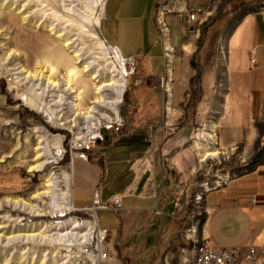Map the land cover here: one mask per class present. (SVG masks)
<instances>
[{"label": "rangeland", "instance_id": "1", "mask_svg": "<svg viewBox=\"0 0 264 264\" xmlns=\"http://www.w3.org/2000/svg\"><path fill=\"white\" fill-rule=\"evenodd\" d=\"M104 1L0 0V201L6 197L31 198L33 192L42 189L43 178L46 175H51L56 182L57 193L71 190L72 195L73 188L72 205L73 200L77 205L87 201V195H85L80 180V159L83 158L75 156V150L72 149V141L76 135H79L76 131L83 124L80 121V124L71 129V125L62 124L63 121L58 119L61 115L68 114L66 102L71 96L66 94L67 98L53 105L51 93L45 92L38 100L44 106L39 108L34 105L25 95L31 93L35 98V90H30L28 85L21 84L22 81L15 78L13 66L16 61L11 60L6 63L1 59L5 50V46L1 44L5 42L7 48L17 50L18 60L26 68L31 69L36 61L42 60L44 55L62 50L61 40L56 39L48 29V26L52 25L55 28L54 31L61 30L71 41L73 39L72 43L82 49L84 60L95 59L101 66L100 72L104 75L109 61L114 62L117 67L123 64L120 57H115L113 53L105 55L101 48H98L97 38L107 43L101 35L100 27L104 13L101 6ZM167 1H162L158 8H161ZM20 8H22V13L29 14L26 21H23L22 14L17 12ZM256 11L264 14V0H251V3L246 2L239 10L231 13L222 12L221 8H218L199 23V32H195L197 33V45L201 49L203 41L208 40L201 52L203 61L200 64L199 73L213 71L214 76H211V82L215 84L214 90L211 93L200 95L201 76H196L191 80L197 85L196 90L193 93L182 95L181 106L174 110L171 118L167 116L168 102L165 101L160 78L153 82L149 81L143 76L139 65L134 61H124L125 87L127 88L117 106L118 113L116 115L111 113L113 118L111 122H116L114 126L117 129L111 128L105 132L100 129L102 138L94 150L87 154V159L83 160L92 164V159L96 156L103 157L102 153L106 152L108 145L121 143V141L123 144L119 147L121 150L119 152H128L129 143L123 139L127 138L130 132L135 131L147 138L149 147L142 160L137 161L136 166L139 170L145 167L144 163L163 165L170 172L173 184L176 183L180 188L187 185L188 190L184 198L188 197L189 202L191 195L199 189V184L202 183V186L206 188L241 173L259 143L264 141V136L258 146H254L253 152H250V149L244 158V149L242 151L235 147L226 149L216 140V147L220 153L217 156L206 157L202 161L199 160L200 149L194 146L193 141L205 142L199 137L203 131L202 128L211 121H216L218 124L228 115L230 110V102L226 94L228 91L226 84L228 37L243 17L251 16ZM96 18L98 23L95 22ZM167 25L171 26L168 23ZM200 32L203 33L201 37H199ZM175 54L176 48L174 47ZM58 66L59 70H63V65L58 64ZM88 101L83 98L79 104L86 107ZM47 106L55 109L53 117L45 111L44 108ZM107 112L110 114V111L107 110ZM96 116L90 117L91 120H96ZM65 118H70V115ZM77 118L81 117L77 116L75 122L73 120L70 122L75 124ZM107 121L109 120H103L101 125L106 124ZM256 124L257 127L264 128V113ZM39 139H42L40 143L44 151L42 160L45 161L42 171L31 169L36 156L34 148L39 145ZM224 150L225 154H222ZM192 168L195 170L191 171ZM109 182L105 178L103 183L105 191L111 186ZM174 188L177 191V187L174 186ZM75 203L76 211L72 209L67 215H63L59 208L49 204L48 198H44L43 201L38 202L42 217L4 206L0 210V264H93L95 261H97L96 264L102 261L117 263L116 253L119 245L110 239L108 232L104 234L100 242L97 229L92 234L93 242L90 238L87 242L72 239L64 243L48 244V242L39 241L36 237L33 239H27L23 235H19L18 238L13 237L39 231L55 232L58 227H63L61 232L65 229L70 231L72 220H80L82 224L87 223L96 228L97 225L92 220V212L82 210L81 206ZM105 213L99 212V217H101L99 225L103 224V216L108 221L112 219L111 213ZM86 244H92L91 253L84 252ZM171 246H174L177 252H175L176 255H170L166 263L189 264L191 245L175 241L171 243ZM181 247L184 251L180 250ZM96 253H105L108 259L98 261L99 257ZM184 257H188L189 260L184 262Z\"/></svg>", "mask_w": 264, "mask_h": 264}, {"label": "crops", "instance_id": "2", "mask_svg": "<svg viewBox=\"0 0 264 264\" xmlns=\"http://www.w3.org/2000/svg\"><path fill=\"white\" fill-rule=\"evenodd\" d=\"M162 1L105 0L100 22L101 35L114 54L120 59L131 57L145 79L152 82L163 74L162 41L155 24L157 8ZM246 2L251 3V0H168L159 9L163 14L166 11L165 19L171 25L170 40L176 48L173 88L167 108L169 118L180 108L182 95L196 90L197 85L191 81L196 76H201L200 95L211 93L215 86L211 82L213 71L199 73L203 61L201 52L208 40L203 41L200 49L196 36L199 23L195 20L186 23L185 9H201L204 14L199 19L203 21L218 8L231 13ZM202 34L200 32L199 37ZM228 38L226 94L230 110L220 123L211 121L205 125L199 137L204 141V133L211 131L213 126L214 136L217 131L215 141L226 149H244V158L264 136V128L256 124L264 113V14L256 11L243 17ZM130 133L123 139L129 143L128 152H119L121 141L108 145L103 157L96 156L92 164L80 159V180L87 201L77 205L73 200L72 205V188L70 204L75 211L74 203L82 210L91 211L98 230H106L110 239L119 245L117 263L102 261L98 264H167L169 256L177 252L171 243L181 241L189 199L183 197L182 208L174 210L171 201L177 192L170 172L159 163H144L145 167L139 170L137 161L148 151V140L141 133ZM193 149L195 151L194 146ZM221 153L225 154V150ZM105 178L111 184L106 191ZM224 180L206 194L207 202L211 203L207 219L210 241L215 246H236L244 255L249 244L264 245V158L257 166L246 165L241 173ZM95 189L103 203L114 195L122 196V210L97 207L93 195ZM252 197L255 198L253 205L250 204ZM99 212L111 213L112 219L108 221L103 216V224L99 225ZM183 260L189 259L184 257Z\"/></svg>", "mask_w": 264, "mask_h": 264}, {"label": "bare ground", "instance_id": "3", "mask_svg": "<svg viewBox=\"0 0 264 264\" xmlns=\"http://www.w3.org/2000/svg\"><path fill=\"white\" fill-rule=\"evenodd\" d=\"M104 3L105 1L102 2L101 10H103L104 8ZM17 12L22 14L23 21H26V19H28L29 14L22 13V8H20ZM161 16H163L162 12L160 13V17ZM95 22L98 23L97 18L95 19ZM48 29L55 35L56 39L58 38L59 40H61L62 50H59L58 52H52L49 55H44L42 60L38 62L36 61L33 68L29 69L26 68L18 60L19 52L17 50H11L7 48L5 42H1V45L5 46V50L3 52V55L1 56V59L5 60L6 63L11 60L16 61L13 66V69H15V72L13 74H16L15 78L17 80L22 81L21 84L28 85V88L30 90H35V98L31 93H28V95H25V97L37 107L41 108L42 106H44L41 105L38 100L41 95L43 96L45 94V92L51 93L53 105H57L60 101H63L64 98H67L65 97L66 94L68 96H71V98L68 99V102H66V104H68V107H66L68 110V114L61 115L58 119L63 121L62 124L71 125V129L77 124H80L81 121V124H83V126H80L78 131H76V133L79 134L76 135V137H79L81 133L86 134L84 132H90L94 128H97L105 119L112 121L113 118L111 116V113L115 115L118 113L117 106L118 104H120L123 93L126 89V75L123 66L124 59H122L123 64H121L120 67L118 65L119 68L115 65L114 62L109 61V63L106 65V73L104 72L103 75V73L100 72L101 66L100 64H97V61L95 59L86 61L84 60L85 58H82V49L77 48L78 46H75L72 43L73 39L71 41L70 38H68L61 30L54 31L55 28L52 25H49ZM97 42L98 48H101L102 53H104L105 55H108L110 53L114 54L113 49L105 42H103L100 38H97ZM114 56L119 58L117 54H114ZM58 64L63 65V70H59ZM62 91L64 93H62ZM83 98L89 100L86 107H83L81 104H79V102L83 100ZM169 100L170 98L167 99L168 103L166 108H168V106L170 105ZM44 109L46 112H49L50 117H53V114L55 112L54 108H51V106H47ZM107 110L110 111V114L107 112ZM68 115H70V118H65ZM95 115H97V121L94 119L91 120L92 118L90 117H95ZM77 116H80L81 118H77L78 120L74 124L73 122L76 121L75 117ZM72 120L73 122H70ZM212 129L213 126L210 129L211 131L204 133V138L207 141L204 140L205 142H201L197 140L193 142L194 146H196L197 149H200V161L209 156H217L220 153V151L216 147L215 136ZM41 142L42 139H39V145L34 148V150L36 151V156L33 159L34 163L31 165V169H35L38 171H42L45 167V161L42 160L44 151L43 146L40 145ZM43 181L44 185L42 189L33 192L31 198L29 199L20 197L4 198L2 201H0V210L4 206H8L16 211L19 210L31 215L33 214L35 216L42 217L43 214L39 212L40 208L38 202L43 201L44 198H48L49 204L52 207L59 208L60 211L63 212V215H67V213L72 210L70 204V192L62 191L60 193H57L56 182L53 180L51 175L44 176ZM71 224L72 229L70 231H67V229H65L63 230V232H61L60 230H62L63 227H58L55 232L49 231L45 233V231H39L26 234H18L14 235L13 237L18 238L19 235H23L27 239H33V237H36L39 238V241L48 242V244L55 242L64 243L66 241H71L72 239L76 241L87 242L90 238L93 242L94 240L92 234L97 229V236L99 237L98 240L102 242L105 231H99L97 227H92L87 223L82 224L80 220H72ZM91 245L92 244H86L84 247V252L91 253ZM96 254L97 257H99L97 258L98 261L103 260L104 256L102 254ZM96 263L97 261H95L93 264Z\"/></svg>", "mask_w": 264, "mask_h": 264}, {"label": "built area", "instance_id": "4", "mask_svg": "<svg viewBox=\"0 0 264 264\" xmlns=\"http://www.w3.org/2000/svg\"><path fill=\"white\" fill-rule=\"evenodd\" d=\"M159 9L160 8L157 9L155 15V24L158 28L160 40L162 41L163 74L160 77V86L167 103V99L171 98L172 94L175 55L174 46L170 40V27L165 21L166 11L163 16L160 17L161 12ZM185 12L186 23L193 22V20L198 23L202 22V19H199V16L204 14L201 9H185ZM124 61L131 62L133 59L131 57H124ZM114 124H116V122L107 121L106 124L94 128L90 132H84L86 134L81 133L79 137L74 138L72 141V149L75 150V156L87 159V154L94 150L96 144L102 138L100 129H103L104 131L111 128L117 129ZM225 181L226 180H222L218 185L215 183L214 185L209 186L208 189L202 186L201 183L199 184V189L190 197L188 209L184 217L185 224L180 236L182 243H188L191 245L189 264H263L264 245L257 247L254 244H249L247 247V253L242 255L239 248L236 246L227 247L211 244L207 221L210 214L209 209L211 208V203L207 202L206 194ZM186 186L187 185L185 184L180 188L179 185H176L177 193L173 196L171 201V206L174 210L182 208L183 197L188 190V187ZM93 195L94 203L97 207L103 209L111 208L117 211L122 210V196L114 195L108 200V202L103 203L99 200L97 189L94 190ZM254 202L255 198L252 197L250 204L253 205ZM171 214L173 215L174 212H171ZM180 250L184 251V248L181 247ZM102 255L104 256L103 260L108 259V255L105 253H102Z\"/></svg>", "mask_w": 264, "mask_h": 264}, {"label": "trees", "instance_id": "5", "mask_svg": "<svg viewBox=\"0 0 264 264\" xmlns=\"http://www.w3.org/2000/svg\"><path fill=\"white\" fill-rule=\"evenodd\" d=\"M263 158H264V141H261L255 153L247 162V166L250 168L255 167L263 160Z\"/></svg>", "mask_w": 264, "mask_h": 264}]
</instances>
